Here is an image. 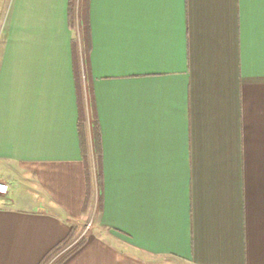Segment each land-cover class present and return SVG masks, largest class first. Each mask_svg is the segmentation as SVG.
<instances>
[{"label":"crops","instance_id":"obj_1","mask_svg":"<svg viewBox=\"0 0 264 264\" xmlns=\"http://www.w3.org/2000/svg\"><path fill=\"white\" fill-rule=\"evenodd\" d=\"M71 1L0 0V264H264V0Z\"/></svg>","mask_w":264,"mask_h":264},{"label":"trees","instance_id":"obj_2","mask_svg":"<svg viewBox=\"0 0 264 264\" xmlns=\"http://www.w3.org/2000/svg\"><path fill=\"white\" fill-rule=\"evenodd\" d=\"M74 2L75 1H71L70 2V23L73 25L74 21H75V7H74ZM84 6H87V1H83V8L85 9ZM82 27H83V32H84V39H87L88 37V27H87V18L85 16V14H83L82 16ZM76 76H77V80H78V86H79V80H80V76H79V69L76 67ZM80 136H81V142H82V152L84 157L86 158L88 156V145L86 143V139H87V132H86V118L85 115L83 113H81V118H80ZM91 128H92V147H93V152H94V158L96 160V174H97V181L99 186H101V180H102V176L99 173L98 169V161L99 159H101V138H100V130H99V126L97 123V120L95 118V114H92V118H91ZM87 160V158H86ZM87 162V161H86ZM92 169L91 166L88 165L87 163V174H88V183H89V193H88V199H87V203H89V197H90V185H91V176H92ZM74 235H75V231L72 230V233L70 234V236L64 241L62 242L59 246H57L54 250H52L41 262V264H50L52 262V260L63 250H65L73 241L74 239ZM82 244H78L76 246H74L72 249H70L65 255L64 257H62L60 260H58L56 263L53 264H62L71 254H73L75 251H77Z\"/></svg>","mask_w":264,"mask_h":264},{"label":"rangeland","instance_id":"obj_3","mask_svg":"<svg viewBox=\"0 0 264 264\" xmlns=\"http://www.w3.org/2000/svg\"><path fill=\"white\" fill-rule=\"evenodd\" d=\"M79 20V21H78ZM75 19V21H74V25H75V29H74V36H75V41H76V45H77V49H78V53L80 54V49L82 48V46H81V40H83V36H84V32H83V28H82V32H80L81 30V28L79 29V25H80V17H79V19ZM80 56V55H79ZM82 81H83V83H84V79L82 78ZM94 166V165H93ZM94 168V171H95V166L93 167ZM94 175H95V173H94ZM96 183H94V192L96 193V197H97V189H96V185H95ZM96 212L94 213L93 212V215L89 218V220H88V222H87V225H86V227H84L83 228V231H79V235H77V237L78 236H80L81 235V237H80V239L76 242L75 241V244L73 245V246H75V245H78V244H82L83 243V241H84V239H85V237H86V235L87 234H89V233H91V232H93L95 229H96V223H97V221H96V219L98 218V216H97V214H98V211H97V209L95 210ZM74 240V239H73ZM72 243H74V241H72ZM71 243V244H72ZM70 244V245H71ZM70 245L68 246V247H70ZM72 246V247H73ZM67 247V248H68ZM71 247V248H72ZM66 248V249H67ZM65 249V250H66ZM64 251V250H63ZM62 251V252H63ZM62 252H60L57 256L59 257L61 254H63ZM55 262V258L52 260V262L50 263V264H53Z\"/></svg>","mask_w":264,"mask_h":264},{"label":"built area","instance_id":"obj_4","mask_svg":"<svg viewBox=\"0 0 264 264\" xmlns=\"http://www.w3.org/2000/svg\"><path fill=\"white\" fill-rule=\"evenodd\" d=\"M9 187L6 183L0 182V196H6L8 194Z\"/></svg>","mask_w":264,"mask_h":264}]
</instances>
